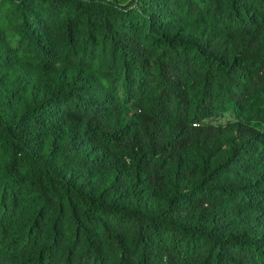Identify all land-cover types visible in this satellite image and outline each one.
<instances>
[{
  "label": "trees",
  "instance_id": "obj_1",
  "mask_svg": "<svg viewBox=\"0 0 264 264\" xmlns=\"http://www.w3.org/2000/svg\"><path fill=\"white\" fill-rule=\"evenodd\" d=\"M0 0V264H264V0Z\"/></svg>",
  "mask_w": 264,
  "mask_h": 264
},
{
  "label": "rangeland",
  "instance_id": "obj_2",
  "mask_svg": "<svg viewBox=\"0 0 264 264\" xmlns=\"http://www.w3.org/2000/svg\"><path fill=\"white\" fill-rule=\"evenodd\" d=\"M135 0H121V5L126 7H133L135 6Z\"/></svg>",
  "mask_w": 264,
  "mask_h": 264
}]
</instances>
